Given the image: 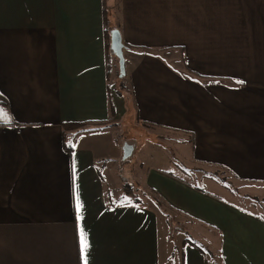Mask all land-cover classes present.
I'll list each match as a JSON object with an SVG mask.
<instances>
[{"label": "crops", "instance_id": "obj_1", "mask_svg": "<svg viewBox=\"0 0 264 264\" xmlns=\"http://www.w3.org/2000/svg\"><path fill=\"white\" fill-rule=\"evenodd\" d=\"M0 96V264H82L81 227L88 264H209L190 245L169 256L170 210L223 264H264V0H0ZM131 114L261 207L155 168L133 189L160 205L114 203L107 131Z\"/></svg>", "mask_w": 264, "mask_h": 264}, {"label": "rangeland", "instance_id": "obj_2", "mask_svg": "<svg viewBox=\"0 0 264 264\" xmlns=\"http://www.w3.org/2000/svg\"><path fill=\"white\" fill-rule=\"evenodd\" d=\"M110 84L112 88H121L119 80H116V73L112 75ZM107 132L113 134L115 158L109 164V170L105 172L107 175L106 179L107 181H111L110 184L115 186L114 190L116 194L118 190H124L121 195L117 194V196H120L118 199L122 202L132 200L133 195H135L132 193L133 195L130 196L129 191L138 187L135 182V179H138V175L142 171L146 172L149 168H155L172 171L174 174L196 184H204L211 191L219 192L229 198L230 201L248 209H259L258 205L261 207V199L260 201L258 200L260 197L254 198L250 195H260L255 188L243 185V181L234 177L227 170L221 168V166L197 162L193 158L190 144H184L183 142L179 144L182 139L178 138L179 136L176 134H170L157 127H146L139 125V123L136 125L134 115L132 114L125 116L124 121L119 120V124ZM127 142L134 144L135 149L132 156L123 160L124 146ZM204 175H211L218 180L204 183ZM141 177L142 174L140 175ZM134 192L137 193L136 190ZM137 195L141 196V193H137ZM147 196L150 199L154 197V194L147 193ZM167 210L169 211V209ZM259 210L263 211L264 209L260 208ZM176 215L170 210L167 216L169 230L168 246L170 247L169 256L177 254L174 258H180V252L183 249L182 242L189 234L187 230L189 223L183 222ZM213 261L217 264H222L219 253H215L214 260L212 258L209 260L211 264H213Z\"/></svg>", "mask_w": 264, "mask_h": 264}, {"label": "trees", "instance_id": "obj_3", "mask_svg": "<svg viewBox=\"0 0 264 264\" xmlns=\"http://www.w3.org/2000/svg\"><path fill=\"white\" fill-rule=\"evenodd\" d=\"M105 18H106V26H107V24H108V12H106L105 13ZM111 29H112V27H111ZM107 30H108V26H107ZM127 45V44H126ZM113 54V53H112ZM197 75V74H196ZM126 75H125V77H123V78H120V87L123 89L124 87H125V82H126ZM0 102H2L3 103V99H2V97L0 96ZM4 104L6 105L7 103H6V100L4 99ZM111 107H113L112 106V104H111ZM142 125H144V126H146V127H153L154 128V126H157V124H155V123H153V122H149V121H146V120H142ZM191 141V144H192V146L194 147V142H193V139L192 140H190ZM123 187H126V186H123ZM125 189V188H124ZM200 190H201V188H199ZM129 192H131V191H129ZM122 193H123V191H122ZM132 193L133 194H135V195H133V198H132V200H128V201H125V202H122V201H120V199H118V198H115V197H113V195L112 194H109L110 195V199L114 202V203H116V202H121V204H127V203H136V204H139V203H142L145 199L147 200V201H152V199L154 200V202L155 203H157L158 205H160L161 204V201L159 200V199H157V198H150L149 199V197H143L142 195L140 196H138L137 194H136V192H134V190H132ZM125 194H126V192H125ZM120 197V196H119ZM153 202V201H152ZM182 244H183V249L187 246V245H190V246H192V247H194V248H197L201 253H203L205 256H206V258L208 259V263L209 264H211L210 262H209V260L212 258L213 260H214V256H215V254H213L202 242H200L199 240H197V239H195V238H193L190 234H188V236H186V238H184V240H183V242H182ZM182 249V250H183ZM213 264H217L215 261H213L212 262ZM223 264V263H222Z\"/></svg>", "mask_w": 264, "mask_h": 264}, {"label": "water", "instance_id": "obj_4", "mask_svg": "<svg viewBox=\"0 0 264 264\" xmlns=\"http://www.w3.org/2000/svg\"><path fill=\"white\" fill-rule=\"evenodd\" d=\"M126 45L123 42L122 34L118 28H113L111 30V46L110 49L112 53L118 58L119 62V76L120 78L125 77L126 75V59L124 54V49ZM134 144L126 143L124 146L123 160H126L132 156L134 152Z\"/></svg>", "mask_w": 264, "mask_h": 264}, {"label": "snow or ice", "instance_id": "obj_5", "mask_svg": "<svg viewBox=\"0 0 264 264\" xmlns=\"http://www.w3.org/2000/svg\"><path fill=\"white\" fill-rule=\"evenodd\" d=\"M3 114H4L3 109H0V115H3ZM73 170L75 173V164L73 165ZM81 208H82V205L79 203V200H77L78 213ZM79 218L82 219V217H79ZM79 231H80V253H81L82 264H88L87 253L89 249V244L87 241V236L82 227L80 228Z\"/></svg>", "mask_w": 264, "mask_h": 264}]
</instances>
